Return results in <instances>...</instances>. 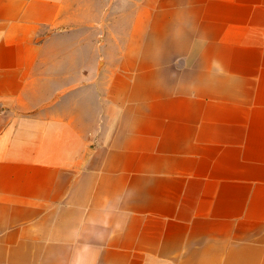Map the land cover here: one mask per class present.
Masks as SVG:
<instances>
[{"label": "crops", "instance_id": "0c3cea01", "mask_svg": "<svg viewBox=\"0 0 264 264\" xmlns=\"http://www.w3.org/2000/svg\"><path fill=\"white\" fill-rule=\"evenodd\" d=\"M0 264H264V0H0Z\"/></svg>", "mask_w": 264, "mask_h": 264}]
</instances>
